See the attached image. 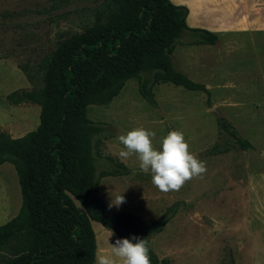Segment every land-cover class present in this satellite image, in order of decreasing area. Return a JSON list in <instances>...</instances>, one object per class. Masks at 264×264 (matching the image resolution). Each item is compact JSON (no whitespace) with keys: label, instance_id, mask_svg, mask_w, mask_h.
Segmentation results:
<instances>
[{"label":"rangeland","instance_id":"rangeland-1","mask_svg":"<svg viewBox=\"0 0 264 264\" xmlns=\"http://www.w3.org/2000/svg\"><path fill=\"white\" fill-rule=\"evenodd\" d=\"M104 5V0H0V130L20 137L38 127L41 106L15 104L8 95L40 87L44 57L94 25ZM234 36L236 45L222 47L219 69L200 75L212 85L201 82L209 91L161 82L154 86L157 104L152 105L132 78L109 104L88 108V116L102 128L99 170L118 167L108 155L127 166L126 172L101 176L99 196L146 221L166 214L168 223L150 238V245L171 264H264V35ZM201 37L188 31L178 42H199ZM135 127L152 130L157 146L168 131H181L205 171L179 189L159 190L151 174L140 171L134 154L119 156L123 146L118 137ZM238 139L251 145L242 148ZM122 196L119 206L114 205ZM21 205L18 171L13 163L1 164L0 225ZM93 227L96 259L112 257L111 244L119 237L99 222Z\"/></svg>","mask_w":264,"mask_h":264},{"label":"trees","instance_id":"trees-1","mask_svg":"<svg viewBox=\"0 0 264 264\" xmlns=\"http://www.w3.org/2000/svg\"><path fill=\"white\" fill-rule=\"evenodd\" d=\"M104 1L94 25L44 57L40 87L8 95L15 104H39L41 115L38 127L20 137L0 130V165H15L22 191L19 212L0 225V264H95L94 221L119 238L145 239L150 264H171L150 245L168 223L166 214L146 221L99 196L101 176L126 172L127 166L108 155L118 167L99 170L102 128L88 116V108L109 104L132 78L152 105L157 104L154 86L161 82L209 91L174 66L173 52L188 31L200 32L201 43L213 44L218 35L190 28L188 8L171 0ZM238 140L242 148L251 145Z\"/></svg>","mask_w":264,"mask_h":264},{"label":"clouds","instance_id":"clouds-1","mask_svg":"<svg viewBox=\"0 0 264 264\" xmlns=\"http://www.w3.org/2000/svg\"><path fill=\"white\" fill-rule=\"evenodd\" d=\"M155 133L144 127H135L118 137L123 146L121 158L135 155L140 171L151 174L152 183L161 191L179 189L191 177L205 171V163L189 151L184 134L179 130L168 131L153 144ZM123 196L116 206L122 202ZM112 257L99 255L96 264H150L145 239L137 236L116 239L112 244Z\"/></svg>","mask_w":264,"mask_h":264},{"label":"crops","instance_id":"crops-1","mask_svg":"<svg viewBox=\"0 0 264 264\" xmlns=\"http://www.w3.org/2000/svg\"><path fill=\"white\" fill-rule=\"evenodd\" d=\"M188 8L187 24L218 35L215 43L178 42L173 52L174 66L197 82H205L200 75L215 73L223 46L237 44L234 34L239 32L264 35V0H171ZM230 34L229 39L226 38ZM264 42V38L262 39ZM235 47V46H234ZM240 80V79H239ZM231 85L230 83L227 85Z\"/></svg>","mask_w":264,"mask_h":264}]
</instances>
